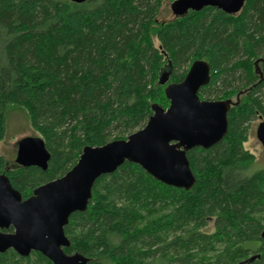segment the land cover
I'll use <instances>...</instances> for the list:
<instances>
[{
  "label": "trees",
  "instance_id": "trees-1",
  "mask_svg": "<svg viewBox=\"0 0 264 264\" xmlns=\"http://www.w3.org/2000/svg\"><path fill=\"white\" fill-rule=\"evenodd\" d=\"M161 1L0 0V140L16 107L50 156L45 170L0 157V174L30 197L83 148L125 140L152 105L167 108L161 72L179 83L192 62L205 61L210 82L199 97H235V105L220 142L186 153L194 186H166L125 162L94 182L86 211L69 217L64 253L87 264H264V168L251 171L242 147L249 123L264 119V63L261 80L254 67L264 59V0H245L235 15L208 7L159 23ZM0 264L52 263L8 250Z\"/></svg>",
  "mask_w": 264,
  "mask_h": 264
},
{
  "label": "water",
  "instance_id": "water-1",
  "mask_svg": "<svg viewBox=\"0 0 264 264\" xmlns=\"http://www.w3.org/2000/svg\"><path fill=\"white\" fill-rule=\"evenodd\" d=\"M68 1L82 4L87 0ZM244 2L174 0L170 10L175 18L208 7L235 15ZM260 63H264L263 58L256 60L254 67L261 80ZM168 75L163 71L158 80L160 86H165L167 108L152 105V114L144 127L125 140L83 148L77 163L66 174L37 187L30 197L23 199L7 176L0 174V255L12 250L19 257L41 254L52 264H87V259L78 253H64L70 244L63 229L72 214L86 211L94 182L125 162L138 165L166 186L184 190L194 186L186 153L194 148L207 150L225 137L227 114L235 102L200 99L199 90L210 82V67L205 61L192 62L179 83L168 84ZM237 99L238 96L236 102ZM255 135L264 150V122L257 125ZM49 158L39 137L18 141L14 160L18 167L45 170ZM10 228L12 232H6Z\"/></svg>",
  "mask_w": 264,
  "mask_h": 264
},
{
  "label": "rangeland",
  "instance_id": "rangeland-1",
  "mask_svg": "<svg viewBox=\"0 0 264 264\" xmlns=\"http://www.w3.org/2000/svg\"><path fill=\"white\" fill-rule=\"evenodd\" d=\"M171 3L172 1L169 0L161 1L158 14L156 15V21H158L159 23H166L168 21L174 20V16L172 15L170 10ZM154 44L156 45V47L158 46L157 41L155 40ZM170 82L171 80H169L168 84ZM155 85L157 84L155 83ZM204 97L200 99L205 100ZM209 99L214 100L215 98L213 96V98ZM231 99L234 102L235 97H232ZM162 105L164 106L167 104L162 103ZM261 122H264V119L259 116L249 123L247 140L242 145L243 149L250 153L254 158V164L251 168V171L264 168V150L261 144L256 139L255 135L257 125ZM25 137H38V134L31 128L27 113L24 110L12 107L6 113L5 132L3 138L0 140V157L4 159L8 167L15 166L14 160L17 151V143L19 140ZM208 231H213L212 221L209 224Z\"/></svg>",
  "mask_w": 264,
  "mask_h": 264
},
{
  "label": "flooded vegetation",
  "instance_id": "flooded-vegetation-1",
  "mask_svg": "<svg viewBox=\"0 0 264 264\" xmlns=\"http://www.w3.org/2000/svg\"><path fill=\"white\" fill-rule=\"evenodd\" d=\"M261 64V63H260Z\"/></svg>",
  "mask_w": 264,
  "mask_h": 264
}]
</instances>
